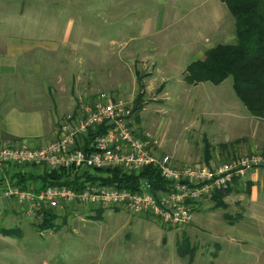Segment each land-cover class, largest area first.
<instances>
[{"label": "rangeland", "instance_id": "1", "mask_svg": "<svg viewBox=\"0 0 264 264\" xmlns=\"http://www.w3.org/2000/svg\"><path fill=\"white\" fill-rule=\"evenodd\" d=\"M176 4L172 0L169 8ZM157 6L154 0H0V21L27 26L40 24L43 26V38L54 40L58 35L62 41H80L78 46L61 44L56 56L58 73L63 76L67 94L73 92L75 95L74 107L99 93L122 97L133 107L134 128L139 138L150 141L157 154L170 155L178 164H197V155L204 146L201 143L202 131L206 127L197 126V111L208 104H219V109L222 108L219 115L228 130L233 131L228 133V138H237L242 132L250 130L249 123L254 118L237 99L232 78L221 86H188L178 69L192 62L184 54L177 57V62H181L172 71L170 82L163 78L154 80L144 77L151 72L152 64L129 62L131 49L126 44L132 29L131 17L139 21L155 14ZM136 7L138 14L129 17L130 10H136ZM194 7L186 5L184 10L192 9L194 16L197 15V6ZM190 15L187 14L186 19L189 20ZM125 26L128 32L122 29L119 36V30ZM167 34L169 32L162 36ZM170 35L171 39L175 36L174 33ZM116 38L118 41L113 43ZM99 39L101 47L97 45ZM81 41L89 45L85 47L87 44L83 46ZM47 61L51 65L54 59L48 58ZM136 71L139 72L136 74ZM168 84L171 88H168ZM232 99L249 117L248 121L226 117L224 109ZM136 107L138 109L134 111ZM71 111L61 113L58 126ZM217 141L219 139L213 140L217 148L214 152L215 163L252 153L249 150L250 141L244 142L242 147H223L224 144ZM258 152L263 153L261 150ZM3 190L4 185L0 182V264L109 263L112 259L132 257L153 264L162 261L190 264L188 257L182 259L178 255V244L185 242L197 249L191 264H210L211 254L218 253L220 257L219 251H231L224 246L228 240L210 237L215 233L228 234L231 231L229 221L224 217V209L208 216L210 220L206 224L209 227L197 228V221L194 220L186 227L168 228L150 219L138 222L139 217L133 218L122 210H93L75 205L57 211L60 226L57 230L41 232L38 230L41 220L27 219L16 201L3 197ZM261 211L250 210V214L256 220L259 218L257 214H263L259 213ZM99 213L101 217L97 220ZM136 223H141L143 228L140 229ZM245 227L251 234L262 236L264 240V223L252 221ZM13 229L19 231L18 236L6 234ZM241 242L253 244L254 248L259 247L264 253V241L237 240V243Z\"/></svg>", "mask_w": 264, "mask_h": 264}, {"label": "crops", "instance_id": "2", "mask_svg": "<svg viewBox=\"0 0 264 264\" xmlns=\"http://www.w3.org/2000/svg\"><path fill=\"white\" fill-rule=\"evenodd\" d=\"M154 1L158 5L155 14H150L139 21L137 18L135 20V17H131L130 26L132 29L129 31L126 44V47L131 49L130 63L140 62L143 65H153L151 72L144 77H152L154 80L163 78L170 82L172 71L176 64L181 62H177V57L184 54L186 59L192 61L190 64L178 68L184 80L189 65L203 61L209 50L218 45L235 42V21L220 0H174L177 4L172 8H169V3L172 0ZM186 5L193 9L194 6H197V15L193 16L192 9H188L186 12L184 10ZM130 13L129 17L138 14V8L131 9ZM189 13L191 15L188 20L186 17ZM2 22L0 21V147L10 143L23 142L32 148H39L57 138V126L61 113L69 112L75 108V95L73 92L67 94L68 90L63 82V76L58 73L56 56L61 44L78 46L80 41H62L58 35L54 40L43 38L41 34L43 26L40 24L27 26L20 23L6 24ZM122 29L128 32L127 27H122L119 30V36ZM166 32L169 34L162 36ZM170 33L175 34L173 39H171ZM117 41L116 38L113 43ZM97 42L98 47H101L100 39ZM81 43L82 45L87 44L85 47L89 45L86 41H81ZM48 58L49 60L50 58L54 59L53 65H49ZM137 72L139 71H136V74ZM141 85L144 86L143 83ZM168 88H171L169 84ZM67 109L68 111H66ZM220 111L222 108L219 109V104H208L197 111V126L202 128L204 125L206 126L205 131H202L201 143L204 148L202 147L201 153L197 155V165L215 164L213 161L214 152L217 150L213 143L215 139H219L217 142L224 144L223 147H234L235 145L242 147L244 142L250 141L249 150L252 153H259L258 151L261 150L263 152L261 154H264V119L253 117L247 110L248 114L254 118L249 123L250 130L242 132L237 138H228V133L233 131H229L226 127L225 121L219 115ZM224 113H227L226 117L228 116L230 119L249 120L240 105L233 99L227 109H224ZM198 120L200 125H198ZM15 172L14 168L7 170L9 180ZM225 203L227 204L226 208L218 209L215 208L213 201L203 203L195 215L197 228L209 227V224H206L210 220L208 216L217 214L224 209V217L230 224L231 231L228 234L215 233L210 237L215 240H228L224 246H227L231 251H219L220 257L218 253L211 254L210 264H264V253L259 247L254 248L253 244L249 243H237L239 239L264 241L262 236L257 237L251 234L246 227L244 229V226L252 221L264 223V168L251 172L247 182L236 186L226 197ZM252 209H261L262 211L259 213L263 214H257L259 218L255 220L254 215L250 214ZM236 215L237 217H233ZM141 220L149 219L139 218L138 222ZM136 225L140 229L143 228L141 223H136ZM216 246L221 250L219 245ZM235 248L237 249L235 250ZM55 264L153 263L132 257L112 259L109 263L69 261ZM155 264L170 263L162 261Z\"/></svg>", "mask_w": 264, "mask_h": 264}, {"label": "built area", "instance_id": "3", "mask_svg": "<svg viewBox=\"0 0 264 264\" xmlns=\"http://www.w3.org/2000/svg\"><path fill=\"white\" fill-rule=\"evenodd\" d=\"M159 170L169 183L166 191L154 193L147 182L137 189L82 179L83 187L48 186L21 190L7 175L46 168L65 170L82 178L103 170H118L126 176L146 168ZM264 168V154L252 153L213 165L178 164L170 155H159L152 143L139 138L134 128L132 105L122 97L99 93L80 101L60 122L57 138L39 148L10 143L0 147V182L3 197L14 200L31 220H42L47 210L61 211L78 205L93 210H122L168 228L191 225L200 205L218 193L232 191L247 182L248 175Z\"/></svg>", "mask_w": 264, "mask_h": 264}, {"label": "trees", "instance_id": "4", "mask_svg": "<svg viewBox=\"0 0 264 264\" xmlns=\"http://www.w3.org/2000/svg\"><path fill=\"white\" fill-rule=\"evenodd\" d=\"M220 1L227 7L235 21V42L218 45L206 53L203 61L189 65L184 82L188 86L203 83L221 86L227 79L232 78L233 90L239 101L253 117L264 119V0ZM137 109L138 107L134 111ZM15 170L10 181L21 190L36 187L43 189L48 186H69L80 190L83 187V178L87 181L118 183L131 189H137L140 182L144 181L151 184L154 193L169 188V183L162 178L159 170L153 167L131 176H126L118 170H103L94 178L89 173L80 178L65 170L50 171L46 168L39 171L30 168L27 172ZM230 193L231 191H227L214 196L211 201L214 202L215 208H226L225 199ZM100 213L102 214V211ZM101 214L96 217L97 220ZM58 219L56 211H45L38 230L41 232L57 230L60 227ZM6 234L16 237L19 231L13 229ZM183 244H178V255L182 259L188 257L191 264L197 249L189 246L188 242Z\"/></svg>", "mask_w": 264, "mask_h": 264}]
</instances>
